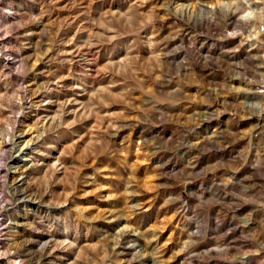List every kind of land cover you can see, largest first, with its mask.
Segmentation results:
<instances>
[{"label": "rangeland", "instance_id": "rangeland-1", "mask_svg": "<svg viewBox=\"0 0 264 264\" xmlns=\"http://www.w3.org/2000/svg\"><path fill=\"white\" fill-rule=\"evenodd\" d=\"M263 80L264 0H0V264H264Z\"/></svg>", "mask_w": 264, "mask_h": 264}, {"label": "built area", "instance_id": "built-area-1", "mask_svg": "<svg viewBox=\"0 0 264 264\" xmlns=\"http://www.w3.org/2000/svg\"><path fill=\"white\" fill-rule=\"evenodd\" d=\"M254 92L257 96L261 97L264 100V80L256 85Z\"/></svg>", "mask_w": 264, "mask_h": 264}, {"label": "bare ground", "instance_id": "bare-ground-1", "mask_svg": "<svg viewBox=\"0 0 264 264\" xmlns=\"http://www.w3.org/2000/svg\"><path fill=\"white\" fill-rule=\"evenodd\" d=\"M250 9V8H249ZM244 18H245V20H252L253 18H254V13L253 12H248L247 14H245V16H244ZM257 33V32H256ZM231 36L233 37V38H237V34L235 33V32H233L232 34H231Z\"/></svg>", "mask_w": 264, "mask_h": 264}]
</instances>
